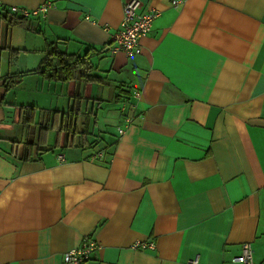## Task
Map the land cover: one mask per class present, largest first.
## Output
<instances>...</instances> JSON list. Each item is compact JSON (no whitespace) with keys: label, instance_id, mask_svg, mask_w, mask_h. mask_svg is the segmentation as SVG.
<instances>
[{"label":"crops","instance_id":"obj_1","mask_svg":"<svg viewBox=\"0 0 264 264\" xmlns=\"http://www.w3.org/2000/svg\"><path fill=\"white\" fill-rule=\"evenodd\" d=\"M0 1L53 3L44 19L23 25L0 7V264H61L84 236L101 244L84 264H239L244 242L254 264H264V0H140L160 15L134 56L106 49L125 0ZM57 40L89 55L104 80L93 84L112 87L110 99L84 102L73 80L38 74L29 76L41 92L63 96L61 107L10 97L22 78L5 84L35 69L31 60ZM77 93L96 117L91 146L20 158L24 143L37 140L36 123ZM125 97L136 108L120 135ZM16 105L35 106L34 121L21 122ZM51 132L54 142L48 131L42 147L52 146ZM136 241L154 247L134 248Z\"/></svg>","mask_w":264,"mask_h":264},{"label":"trees","instance_id":"obj_2","mask_svg":"<svg viewBox=\"0 0 264 264\" xmlns=\"http://www.w3.org/2000/svg\"><path fill=\"white\" fill-rule=\"evenodd\" d=\"M10 16V23L23 25L27 18L18 17L7 12ZM59 40V39H58ZM54 41L48 43L47 47L43 50V55L37 67L33 70L21 71L13 75L10 83L5 84V89L8 90L17 84L22 76L29 74H38L43 78L58 81H79L85 84L99 83L104 84L103 78L93 73L92 63L89 61V55H76L61 49L59 44L61 41ZM10 63L14 64L18 56L16 49L11 50ZM12 78V76H11ZM71 104L64 110H48V117L42 122L36 123L38 125V137L35 142L24 143L23 154L20 158L28 160L31 159L33 154L37 151H48L54 148L66 149L71 146H81L92 142H86L89 132V126L92 128L95 125L96 117L92 109L83 108V97L81 95H71ZM20 109V120L25 124H30L34 121L35 111L37 110L33 105H16ZM54 131V142L49 148H45L46 137L48 131ZM90 130V134H91Z\"/></svg>","mask_w":264,"mask_h":264},{"label":"built area","instance_id":"obj_3","mask_svg":"<svg viewBox=\"0 0 264 264\" xmlns=\"http://www.w3.org/2000/svg\"><path fill=\"white\" fill-rule=\"evenodd\" d=\"M181 0H172L174 7L179 6ZM53 5L50 1L41 3L35 8H26L18 5L8 7L0 1V7L7 12L18 17L30 18L38 17L44 19L48 9ZM140 0H125L123 2V15L119 27L111 35L109 43L106 45L107 51L114 54L118 51L124 52L127 56H134L141 53V39L146 36L152 28L153 21L160 15V10L150 8L142 9ZM131 97L135 100L140 98V92L134 90ZM121 111L124 113L123 124L117 128L118 133H124L125 128L133 122L135 103H131L128 98L121 102ZM63 160V154L58 156V161ZM134 248H153L151 242L136 241ZM101 248V244L90 236H84L78 247L67 250L62 257L61 264H84L92 255ZM239 264H254L252 245L250 242L241 244L240 253L234 258ZM197 257L190 261L196 264Z\"/></svg>","mask_w":264,"mask_h":264},{"label":"rangeland","instance_id":"obj_4","mask_svg":"<svg viewBox=\"0 0 264 264\" xmlns=\"http://www.w3.org/2000/svg\"><path fill=\"white\" fill-rule=\"evenodd\" d=\"M23 57L24 58L21 59L22 62H24L25 58L26 59L30 58V56H23ZM16 61H18V56L16 58ZM39 61H40V59L31 60V62L35 66H37L36 64H39ZM26 62L27 63H24V64L30 66L29 65V64H31L30 60H28ZM21 66H23V65H21ZM25 77H28V78H25ZM33 77L34 76H29V75L23 76L21 82L17 85V87L11 89L10 97H12V98L16 97L19 100H26V101L28 100L29 102H37V104H40V105L44 104L46 106H48L51 103H53L55 106L56 102L58 103L59 107H61L64 104L63 103L64 98H63V96L59 95V93H54V94L51 93V95H48V94L41 92L40 91L41 89L36 86V81L34 80L36 78H33ZM40 77H42V76H40ZM23 78H25V79L23 80ZM46 83H48V82H45V85H46ZM74 83L79 84V88L81 89V93H83L84 97H85L84 102L87 100L88 96H92V94H94V96H101V98H103V99H110L112 94H113V88L112 87L98 86L97 84H85V83H81L79 81H74ZM57 87H59V86H57ZM83 87H85V88H83ZM94 87H99L98 88L99 90H94L95 89ZM36 88H39V90L37 91ZM51 88H53V87H51ZM44 89H46V86L44 87ZM20 127H21L20 125H16L18 135L20 133L18 128H20ZM91 127H92V124H91L90 128ZM16 128H14L11 131L15 132ZM27 129H28V126H27ZM9 132L10 131L8 128H6V127L2 128L3 134H9ZM90 135H87V136L89 137ZM31 136H32V134H31ZM52 142H53V132L48 134V144H51Z\"/></svg>","mask_w":264,"mask_h":264}]
</instances>
